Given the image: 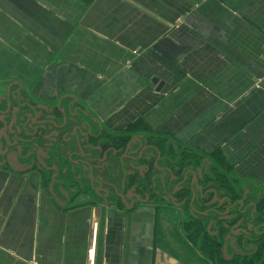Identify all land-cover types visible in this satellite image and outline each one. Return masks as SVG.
Returning <instances> with one entry per match:
<instances>
[{
	"label": "crops",
	"instance_id": "1",
	"mask_svg": "<svg viewBox=\"0 0 264 264\" xmlns=\"http://www.w3.org/2000/svg\"><path fill=\"white\" fill-rule=\"evenodd\" d=\"M0 77L264 196V0H0ZM161 229L150 208L67 204L0 166V264H187Z\"/></svg>",
	"mask_w": 264,
	"mask_h": 264
},
{
	"label": "flooded vegetation",
	"instance_id": "2",
	"mask_svg": "<svg viewBox=\"0 0 264 264\" xmlns=\"http://www.w3.org/2000/svg\"><path fill=\"white\" fill-rule=\"evenodd\" d=\"M71 100L45 101L20 80L0 77V166L35 176L67 204L150 208L159 227L167 225L162 234L177 232L185 250L202 248L200 264H264L261 193L142 130L105 128L79 100L91 115H81L90 129L80 128L67 110Z\"/></svg>",
	"mask_w": 264,
	"mask_h": 264
},
{
	"label": "trees",
	"instance_id": "3",
	"mask_svg": "<svg viewBox=\"0 0 264 264\" xmlns=\"http://www.w3.org/2000/svg\"><path fill=\"white\" fill-rule=\"evenodd\" d=\"M139 125V124H138ZM224 180H225V177H224ZM198 233H199V230H198ZM177 232H173L172 234H170L169 236H170V238H172V239H174V241H176L177 243H178V246H180V247H178V248H181V251H183L184 253H183V255L181 256V258H182V260L185 262V263H187V264H200L201 263V252H200V250L202 249L201 247H199L198 245V247L195 249V250H190L189 249V251L188 250H185L183 247V245L181 244V242H182V240L180 241V239H181V236L178 234V237H176L177 236ZM194 235H195V233H193ZM165 236L166 235H164L163 237H162V239H163V242H164V245L167 247L166 249L171 253V254H173L174 252H177L178 253V251L177 250H170L169 248H168V246L167 245H169L170 243L167 241L166 242V239H165ZM193 237V239H194V236H192ZM198 237V236H197ZM196 237V238H197ZM192 239V240H193ZM183 246V247H182ZM207 246H210L211 248H210V250H209V258L210 259H213V260H215L214 258H215V252L214 251H212V247H213V245L212 244H207ZM172 247H174L173 245H172ZM185 250V251H184ZM193 252H195V253H193ZM174 256H176V257H179L177 254H173ZM253 264H256V262H254Z\"/></svg>",
	"mask_w": 264,
	"mask_h": 264
},
{
	"label": "water",
	"instance_id": "4",
	"mask_svg": "<svg viewBox=\"0 0 264 264\" xmlns=\"http://www.w3.org/2000/svg\"><path fill=\"white\" fill-rule=\"evenodd\" d=\"M63 99H73L67 103V110L70 112V118L80 126V128L90 129L91 125L89 121L85 118H82L81 115L88 116L91 118L88 113L83 112V108L80 105H77L79 99L73 94H65L62 96ZM76 104V105H75ZM92 121H98L97 119L91 118ZM130 160H135L130 157Z\"/></svg>",
	"mask_w": 264,
	"mask_h": 264
},
{
	"label": "rangeland",
	"instance_id": "5",
	"mask_svg": "<svg viewBox=\"0 0 264 264\" xmlns=\"http://www.w3.org/2000/svg\"><path fill=\"white\" fill-rule=\"evenodd\" d=\"M219 160V159H218ZM222 164H224V163H222ZM225 166V165H224ZM221 169H222V173H224V176L223 177H225V181H227V179H229V181H230V183H231V178H232V176H231V173L230 174H228L227 173V170L226 169H223V167H220ZM226 172H225V171ZM222 177V178H223ZM239 185V184H238ZM165 226L167 227V225H166V223H162V225H161V228H163V229H165ZM160 228V231L162 230ZM164 236V234H162V237ZM166 237V242L168 241L170 244L169 245H167L168 246V248L170 249V250H177V251H181V248H178V247H180V246H178V243L176 242V241H174V239H172V238H170V236L168 235V237L167 236H165ZM176 237H178V234H177V236ZM182 239H180V241H181ZM161 241H163V240H161ZM183 241V240H182ZM171 245H173L174 247H172ZM165 248H167L166 246H165ZM185 251V250H184ZM193 253H195V252H193ZM173 254H177V255H179L180 253H177V252H174ZM182 255V254H181ZM179 257H181V256H179Z\"/></svg>",
	"mask_w": 264,
	"mask_h": 264
}]
</instances>
